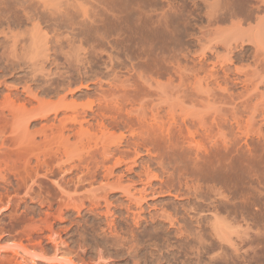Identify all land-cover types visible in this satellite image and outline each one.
<instances>
[{
  "label": "rangeland",
  "instance_id": "374dc122",
  "mask_svg": "<svg viewBox=\"0 0 264 264\" xmlns=\"http://www.w3.org/2000/svg\"><path fill=\"white\" fill-rule=\"evenodd\" d=\"M106 1L110 4L105 0H0V102L12 92V98L16 103L20 102L18 105L27 102L28 107V101H31L34 104L30 103L32 109H28L35 111L37 102L43 100L41 110L28 113L31 118L19 112L24 115V120L20 116L15 121L8 110L7 113L2 112L1 106L0 131L10 125L16 126L14 137L21 145L17 144L13 150L21 147L29 150L35 146L34 143H42V149L38 146L40 158H49L53 162L50 161L49 166H41L44 169L40 168L35 174V157L27 166L16 159L14 165L11 161L3 162L4 159L0 161L1 176L4 178L8 174L5 178L8 181L3 179L4 183L0 176V264H58V259H53L56 243L60 244L61 255L66 260H62V264H157L151 260L148 249L138 251V255V252L134 256L125 254L117 259L113 255L114 248L118 246L110 240L112 233L109 229L113 225L110 223H115L113 220L122 223L124 220L121 226L133 225L130 219L125 221L128 219L126 203L135 207L134 202L142 197L144 200L140 203L145 207L147 220L149 212L161 214L170 211L190 237L198 225L202 226L198 234L201 233L207 241L205 248L209 247L207 252L204 249L202 264H245L247 260L264 264V251L254 253L264 248V43L251 37L256 29L255 16L264 12L258 11V0ZM103 6L108 7L105 9ZM236 24L241 26L240 30ZM233 27L238 35L233 32ZM34 35L38 44L41 40L39 50L45 55L39 53L41 59L34 61L35 66L32 65L33 60L29 62L30 58L24 56L31 50L21 51L24 50V42H31ZM234 36L240 37L236 44ZM118 111L121 114H116ZM153 111L159 114H156L157 120H167L165 123L173 120L172 123L178 125L184 119H187L185 123L194 121L192 123L202 129L194 125L200 133L213 126L211 140L202 133H196L195 140L201 141L202 136L208 138L205 143L217 145L213 144L216 147H213L214 151L220 148V143L223 146L226 142L229 146L231 168L215 169L217 173L214 169H205L203 175L210 180L216 178L218 187H222L223 195H226L222 198L226 206L223 205L221 215H228L225 216L227 222L233 225L229 234L232 239L237 243L241 238H251L249 244L244 245L248 251L244 257L246 261L242 257L243 247L237 245L234 252L232 247L216 241L211 234L209 224L213 219L207 207H203L201 212L202 208L194 210L191 206L195 199L201 203L209 202L195 196L191 190L197 186V181L187 175L194 169V159L203 161L196 157L195 145L192 144L190 149L183 139L173 135L175 139L172 137L169 142L165 139L166 144L162 142L157 146L150 140V134L143 133L142 129L139 131L140 128L131 129L132 124L128 126L125 123L137 120L135 125L140 127L137 125L140 123L139 115H147L149 124L154 123L150 117L155 115ZM122 114L134 117L129 120L125 119L127 115L120 116ZM28 116L30 120L26 121ZM20 119L25 124L29 122L27 128ZM200 122H204L206 127L200 126ZM220 122H223L225 130L222 126L218 128ZM6 131L4 129L5 134L0 132L1 136H9L8 131L11 130ZM138 132L150 137L143 140ZM31 139L35 142L32 143ZM129 142L130 145L136 142V145L127 146ZM104 146L120 149L116 148L117 152L114 150L112 155L105 156L101 153ZM45 147L49 149L47 154ZM0 150L2 154L3 150ZM50 151L56 153V157L52 154L55 159L49 155ZM200 151L206 153L204 147ZM115 156L122 162L109 175L105 168L114 166ZM105 157L111 159L106 160ZM102 158L108 161L107 164ZM48 167L52 168L49 173ZM18 172L26 178L25 181L16 175ZM170 172L174 174L169 175ZM39 173L49 176L41 179ZM35 177L38 184H35ZM179 179L183 183L188 180L191 189L182 184L184 190L176 191V195L175 191L168 194L167 188L161 191L159 184L163 181L179 189ZM57 181L62 183L61 187ZM152 187L156 188L155 192ZM107 203L114 213H108ZM198 212L209 215V223L203 221L198 224ZM241 214L247 216V223L243 222ZM164 220L168 223L167 219ZM34 223L38 224L37 229ZM147 224L144 221V226Z\"/></svg>",
  "mask_w": 264,
  "mask_h": 264
},
{
  "label": "bare ground",
  "instance_id": "6f19581e",
  "mask_svg": "<svg viewBox=\"0 0 264 264\" xmlns=\"http://www.w3.org/2000/svg\"><path fill=\"white\" fill-rule=\"evenodd\" d=\"M116 1V0H115ZM127 1V0H126ZM105 2H107L108 4H110L108 1H106L105 0ZM105 2H103V3H105ZM221 2V1H220ZM256 2V1H255ZM111 3H112V1H111ZM129 3H130V1H129ZM131 3H133V2H131ZM167 3V2H166ZM257 3V9H258V11L259 12H263L264 11V0H258V2H256ZM106 4V3H105ZM122 5V4H121ZM129 5V4H128ZM256 5V4H255ZM110 6V5H109ZM103 7H105V6H103ZM108 7V6H107ZM107 7H105V9L107 8ZM129 7V6H128ZM128 7H126V8H128ZM132 6H130V8H131ZM134 7V6H133ZM179 7V6H178ZM184 7V6H183ZM101 8V7H100ZM255 8V7H254ZM129 9V8H128ZM135 9V8H134ZM181 9V8H180ZM116 10V9H115ZM1 11V10H0ZM118 11V10H117ZM112 12V11H111ZM117 13H119V12H117ZM258 14V13H257ZM257 14H255V15H257ZM207 15H209V13L207 14ZM210 16V15H209ZM116 17V16H115ZM120 18H121V16H120ZM119 18V19H120ZM209 20V19H208ZM253 20V19H252ZM241 21V20H240ZM244 21V20H243ZM254 21H255V25H254V28H256L255 29V32H254V30H253V32L255 33L254 35L253 34H251V37L252 36H254L255 37V39H257V41H259V40H261L262 42L261 43H264V41L262 40V39H264V12L261 14V13H259V15H257V16H255V19H254ZM209 22V21H208ZM236 22H238V21H236ZM240 23V22H239ZM253 23V22H252ZM251 23V24H252ZM235 24V23H234ZM242 24V23H241ZM241 24H239V25H241ZM251 24H250V26H251ZM237 25V24H236ZM238 26V25H237ZM242 26H243V24H242ZM252 26H253V24H252ZM225 27V26H224ZM239 27V26H238ZM241 27V26H240ZM240 27H239V30H240ZM249 26H247V28H248ZM211 28V27H210ZM213 28V27H212ZM234 28V30H233V32L236 30L235 29V27H233ZM245 28V27H244ZM224 29V31H225V28H223ZM222 28H221V30H223ZM243 29V28H242ZM241 29V30H242ZM220 30V29H219ZM218 30V31H219ZM221 30L219 31V32H221ZM252 30V29H251ZM213 31V30H212ZM230 31V30H229ZM238 31V30H237ZM233 32H231V33H233ZM241 32H243V31H241ZM249 32V31H248ZM253 32H251V33H253ZM226 33H228V31L226 32ZM235 33H236V31H235ZM234 33V34H235ZM148 34H149V32H148ZM218 34H220V33H218ZM230 33H228V35H229ZM237 34V33H236ZM241 34V33H240ZM221 35V34H220ZM238 35V34H237ZM245 35V34H244ZM248 35H249V33H248ZM36 35H34L33 36V38L35 37ZM152 36V35H151ZM220 37V36H219ZM224 37H226V36H224ZM230 37H231V34H230ZM151 38V37H150ZM227 38H228V36H227ZM240 37H237V36H234V40H236V42H235V44L237 43V40L239 39ZM244 38V37H243ZM253 38V37H252ZM28 39V38H27ZM26 39V40H27ZM39 39V38H38ZM248 39V38H247ZM255 39H254V41H255ZM34 40V41H33ZM37 41V39H36V37H35V39H32V41L30 42L29 40H27V41H29V43H25L24 42V44L22 45V49H24V50H21V51H26L27 52V50L28 49H30L31 51H30V54H28L29 53V51H28V53H26V55H24V56H26L28 59H29V62H31L32 60H33V64L32 65H37L36 64V62H38V61H36L37 59H41V58H39L40 56H39V53H40V55H43V56H45L44 54H41V50H39L40 49V47H41V40H40V44H38L36 41ZM38 40V41H39ZM161 40V39H160ZM220 40V39H219ZM226 40V39H225ZM26 41V42H27ZM249 41H253L252 39H250ZM256 41V42H257ZM217 42H218V40H217ZM225 42V44H226V41H224ZM223 42V43H224ZM219 43V42H218ZM228 43H229V41H228ZM245 43V42H244ZM260 43V44H261ZM43 44V43H42ZM39 45H40V47H39ZM217 45V44H216ZM214 46V45H213ZM229 46H231V43H229ZM258 46V45H257ZM15 47V46H14ZM45 47V46H44ZM232 47V46H231ZM259 47V46H258ZM20 48V47H19ZM49 48V47H48ZM228 48V47H227ZM27 49V50H26ZM42 49V48H41ZM232 49V48H231ZM20 50V49H19ZM20 51V52H21ZM45 51V50H44ZM43 51V52H44ZM14 52H16V51H14ZM48 52V51H47ZM230 53V52H229ZM17 55V54H16ZM15 55V56H16ZM28 55L30 56V57H28ZM22 56V55H21ZM48 56V55H47ZM18 57H19V54H18ZM26 57H24V59L26 58ZM49 57V56H48ZM11 58V57H10ZM15 58V57H14ZM45 58V57H44ZM231 58V57H230ZM43 59V58H42ZM7 60V59H6ZM11 60H12V58H11ZM17 60V59H16ZM15 60V61H16ZM14 61V62H15ZM34 61H36L35 63H34ZM24 62V61H23ZM41 62V61H40ZM22 63V62H21ZM24 64V63H23ZM27 64V63H26ZM25 64V65H26ZM31 64V63H30ZM5 65H6V63H5ZM17 65H18V63H17ZM21 66V65H20ZM11 67V66H10ZM161 76V75H160ZM10 88V87H9ZM12 88V87H11ZM24 88V87H23ZM16 89V88H15ZM25 89V88H24ZM27 89H29V88H27ZM26 89V91H28ZM13 90V89H12ZM30 92V91H29ZM17 94V93H16ZM15 95V94H14ZM18 95V94H17ZM6 96V95H5ZM20 97V96H19ZM35 99H36V97H35ZM28 100V99H27ZM27 100H25V101H27ZM41 100V99H40ZM39 100V101H40ZM3 102H0V107L2 106V112L3 113H5L7 110H8V112H9V114L12 116V118L13 119H15V121L17 120V118H19L20 116H21V119L22 118H25L24 117V115L25 114H27V115H29L28 113L29 112H31L32 110H30V109H32V108H30V107H32V106H30L29 107V104L31 103V101H28V107H27V102L26 103H23L22 104V102H21V104L20 105H18V103H20V102H18V103H16L17 101L16 100H14L13 98H12V92L10 93V94H8L3 100H2ZM38 101V100H37ZM36 101V102H37ZM38 101V102H39ZM42 101L43 100H41L40 101V103H38L37 102V110H36V107H35V111H38V110H41V108H42ZM31 104H34V103H31ZM41 106H40V105ZM202 105V104H201ZM41 107V108H40ZM5 108H7L6 110H5ZM28 108H30V109H28ZM214 108H216V107H214ZM200 109V108H199ZM212 109V108H211ZM118 110V109H117ZM174 110V109H173ZM216 110V109H215ZM34 111V110H33ZM32 111V112H33ZM34 111V112H35ZM119 111H120V109H119ZM117 112L116 114H121L120 112ZM176 110H174V112H175ZM19 112H21L22 114H24V115H20L19 114ZM116 112V111H115ZM154 112V111H153ZM170 112V111H169ZM198 112V111H197ZM7 113V112H6ZM39 113V112H38ZM37 113V114H38ZM158 112L156 111V113L154 112V114L155 115H153L152 114V116L150 115V117L152 118L153 117V120L155 121L154 123L153 122H151L150 124H149V122L150 121H147V118L145 117V116H147V115H141V116H143V117H145L144 119H146L145 121H144V119H143V121H142V119L140 118L141 116L139 115H137L138 117H139V119H138V121H140V123L138 122L137 123V125L139 124L140 125V127L139 126H136L135 125V123H136V121L133 123L132 121V123H130V121H128V122H125V121H127V120H125L126 118L127 119H131L132 120V118L134 117V116H132L131 114H129V115H131L130 117H132V118H130L127 114V116L125 117L124 116V114H122V115H120V116H123V117H125V119L124 118H122V119H124L125 121V123H127L128 124V126L130 125L131 126V124H132V126L130 127L131 129L133 128V127H136V128H140L139 129V131H141V129H142V131H143V133H147V134H150L151 135V138H150V140L152 141V142H154L153 144L155 145V144H157V146L159 145V144H161L162 142H164L163 140H167V142H169V139L170 140H173V139H175L174 137H173V135L174 136H176V138L178 137V139L179 138H181V139H183L187 144H189V147H191L190 149H192V144H193V146L195 147L194 148V150H195V152L194 153H196V157H198L199 156V158H201L203 161H202V163L201 162H199V161H197V160H195L194 159V162H193V164H194V169L192 170V171H190V172H188V174L187 175H189L191 178H192V180L194 181H197V182H195V183H197V186L194 188L193 186H192V188H194L193 190H191V191H193V192H195L196 193V195H195V193L193 194V195H195L197 198L198 197H202V198H204V200L205 201H209L208 203H201V202H199L197 199H195V201L194 202H192V208H194V210H200L201 208H202V210H201V212H203V207L205 208V207H207V212H209V214H211V218L213 219V221H212V223L211 224H209V226L211 225V234H213L214 235V237L216 238V241H221V243H224L225 244V246L226 245H228V246H230V247H232L234 250V252H236L237 251V248H236V246L237 245H240L241 247H243V258L245 257L246 258V256L248 255L247 253H248V251H247V249H245V247H244V245H246V244H249L248 243V240H250L251 238L249 237V239H247V237L246 238H241V240H239V242H235L233 239H232V237L229 235L230 233H232L231 231H232V226H231V224H229L228 222H227V219L228 218H226L225 216H223V215H221L222 214V212H223V205H225V202H224V200L222 199V198H225L224 196H226V195H223V191H222V187H218V181L216 180V178L215 179H209V178H207L205 175H203L204 174V170L205 169H218V170H220V169H230L231 168V151H230V149H228L229 148V146L227 147V144H226V142H224V144H223V146L221 145L222 143H220V148H221V146L223 147V150H221L219 147V149H215L216 151H214V149H213V147H215V146H217L215 143H213V144H215V146L211 143V142H209V143H211L212 144V146H211V144H210V146H209V144H207V143H205V141L209 138L210 140H211V137L213 136L212 135V133L214 132V129L215 128H213V126H209L208 128H206L204 131L205 132H202L201 131V133H202V135H204L205 137L207 136L208 138H205L204 139V136H202L203 137V139L200 141H196L195 140V138H194V136H195V134L196 133H200L199 131L200 130H202V129H200V127L197 125V124H193L192 122H194V121H192L191 123L189 122V121H187V122H189L190 123V125H188L187 124V122L185 123L184 121H186L185 119L184 120H182L183 121V123L181 122H178V125H177V123H176V126H174L173 124H175L174 122L172 123V121L171 120H169V122H171L172 124H170L169 122H167V123H165L164 121L162 122V119H161V121L159 120H157L158 118V116L157 115H159V114H157ZM0 114H2L1 113V111H0ZM9 114H7V115H9ZM33 114V113H32ZM157 114V115H156ZM169 114V113H168ZM171 114V113H170ZM169 114V115H170ZM3 115H5V114H3ZM7 115H5V116H7ZM26 115V116H27ZM45 114L43 113V116H44ZM216 115V114H215ZM2 116V115H1ZM0 116V117H1ZM30 116V118H31V114L29 115ZM29 116L28 117H26V118H28V120H26V121H29L30 120V118H29ZM46 116V115H45ZM44 116V117H45ZM117 116H119V115H117ZM9 117V116H8ZM8 117H6V119H7V122H8ZM149 117V116H148ZM202 117V116H201ZM217 117V116H216ZM121 118V117H120ZM135 118H137L136 116H135ZM150 118V119H151ZM159 118H161L160 116H159ZM170 118H173V117H170ZM175 118V117H174ZM190 118V117H189ZM188 118V119H189ZM205 118V117H204ZM1 119V118H0ZM11 119V118H10ZM20 119V120H21ZM166 119V118H165ZM178 119V118H177ZM191 119V118H190ZM198 119V118H197ZM217 119V118H216ZM221 119V118H220ZM228 119V118H227ZM19 120V121H20ZM22 120H24V119H22ZM21 120V121H22ZM148 120H149V118H148ZM152 120V121H153ZM175 120V119H174ZM179 120V119H178ZM213 120H214V118H213ZM219 120V119H218ZM225 120V119H224ZM224 120H221V121H224ZM134 121V120H133ZM217 121V120H216ZM144 122L146 123V124H144ZM199 122V121H198ZM12 122H10V124H11ZM22 123L25 125V127H26V124L27 123H29V122H26V124H25V122L24 121H22ZM195 123V122H194ZM204 123V122H203ZM203 123H199L200 124V126H205V124H203ZM12 124H14V123H12ZM23 124H21L20 126H23ZM183 124V125H182ZM201 124H203V125H201ZM224 124H227V121L224 123ZM223 124V122L221 123H218L217 125H218V128L219 127H221L222 125H224ZM135 125V126H134ZM195 128V132L193 131V127ZM198 126V128L200 129H197V127H195V126ZM229 125V124H228ZM6 127L8 126V123L5 125ZM226 126V125H225ZM247 126V125H246ZM11 127V128H10ZM10 127L8 128L9 130H11V131H8V129H6V128H2L1 129V131L0 132H3L4 133V129L5 130H7L8 132H9V136H8V134L7 135H3V136H1V133H0V146H1V148L0 149H2L3 150V153L1 154L0 153V161L2 160V159H4V160H2L3 162L5 161V163L6 162H13V164L12 165H14V163H15V159H16V161H18V162H21V165L23 164L24 166H27L29 163H31V160H32V158L33 157H35V159H37V160H35L36 162H35V165L34 166H36V164H37V167H36V169H35V174H38V171H39V169L41 168V166L43 167V166H46V165H48L49 166V164H51V163H49L50 161L52 162V159L51 160H48L49 158H47V160L45 159V160H42V158H40V154L39 153H41V152H39L40 150H39V147H40V145L42 144V143H40V144H38V143H34L35 141H34V139H31L32 140V143H34V145L35 146H33V148H30L29 150H27V147L26 148H17V147H15V148H17V149H15V150H13L14 149V146H18L17 144H19V146L21 145L20 143H17V140L15 139V137H14V134L16 133V126H13V125H10ZM25 127H23V128H25ZM206 127V126H205ZM204 127V128H205ZM27 128V127H26ZM45 128V127H44ZM129 128V129H130ZM135 128V129H136ZM193 128V129H192ZM203 128V129H204ZM222 128H224L223 126H222ZM227 128V127H226ZM42 129H43V127H42ZM42 129H40V130H42ZM130 129V130H131ZM137 129V130H138ZM192 129V130H191ZM232 129V128H231ZM3 130V131H2ZM224 130H225V128H224ZM230 130V129H229ZM7 131H6V133H7ZM46 131V130H45ZM132 131V130H131ZM134 131V130H133ZM209 132V133H208ZM139 133V132H138ZM200 133V134H201ZM203 133H208V135H205V134H203ZM5 134V133H4ZM11 134V135H10ZM13 134V135H12ZM136 134H137V132H136ZM147 134H145V135H147ZM158 134H160L159 136H158ZM161 134H162V137H161ZM214 134V133H213ZM44 135H48V134H44ZM139 135H143L142 133L140 134L139 133ZM142 136V138H143V140H144V137L147 139V138H149L150 137V135H149V137H147V136ZM183 136H185V137H183ZM201 136V135H200ZM172 137H173V139H172ZM201 137V138H202ZM17 138V137H16ZM46 138V137H45ZM48 138V137H47ZM139 138H140V136H139ZM138 138V139H139ZM213 138V137H212ZM18 139V138H17ZM126 139H128V138H126ZM131 139V138H130ZM42 140H44V139H42ZM149 140V139H148ZM149 140V141H150ZM166 140H165V142H166ZM20 141V140H19ZM18 141V142H19ZM34 141V142H33ZM129 141V140H128ZM132 140H130V142H131ZM184 141H182V142H184ZM212 141H215V140H213L212 139ZM27 142H28V140H27ZM26 142V143H27ZM30 142V141H29ZM37 142V141H36ZM42 142V141H41ZM45 142V141H44ZM48 142V141H47ZM124 142H126V140H124ZM130 142L127 144L126 143V145L127 146H131L130 145ZM134 142V141H133ZM137 142V143H136ZM135 143L138 145V140L136 141ZM164 142V144H166ZM175 142V141H174ZM178 141H177V139H176V143H177ZM207 142H208V140H207ZM25 143V144H26ZM133 144V145H136V144ZM151 143V142H150ZM216 143L217 144H219V142H217V140H216ZM208 145V147H207V145ZM229 144H231V143H229ZM47 145V144H46ZM50 145V144H49ZM53 145V144H52ZM132 145V146H133ZM162 145V144H161ZM12 146V147H11ZM27 146V145H26ZM39 146V147H38ZM42 146H44V144L42 145ZM166 146V145H165ZM175 146H176V144H175ZM219 146V145H218ZM36 147H37V149H36ZM50 147V146H49ZM135 148H136V146H134ZM162 147V146H161ZM161 147H160V149H161ZM201 147H204V149L206 150L205 152V154H203L201 151H200V149H201ZM3 148H5V149H3ZM10 148V149H9ZM35 148V149H34ZM41 149H42V147H40ZM46 149H48L47 147H45ZM44 148V149H45ZM104 148H105V151H104ZM116 148H119V147H114V148H112L111 149V147H107L106 148V146H104L103 147V151L101 152L102 154H104L105 156H107V155H109V154H111L112 155V153L113 152H117L118 150H115ZM135 148H133V149H135ZM163 148V147H162ZM216 148V147H215ZM99 149V148H98ZM120 149V148H119ZM36 150H37V152H36ZM52 151H54L53 149H51ZM60 150V148L58 149V151ZM115 150V151H114ZM193 150V151H194ZM1 151V150H0ZM45 151V150H44ZM52 151H50V153H49V155H51V158L53 157L52 156V154L56 157V153L54 152V153H52ZM56 151V150H55ZM61 151V150H60ZM63 151V150H62ZM89 151V150H88ZM87 151V152H88ZM99 151V150H98ZM97 151V152H98ZM135 151H137V149H135ZM47 152H49V149H48V151H46V154H47ZM57 152V151H56ZM93 152V151H92ZM97 152H93V153H97ZM160 152V151H159ZM98 154V155H100V157H101V155L102 154ZM161 153V152H160ZM188 153H189V151H188ZM43 155H44V153H42ZM61 154H62V152H61ZM91 154V153H90ZM107 154V155H106ZM137 154V153H136ZM175 154V153H174ZM103 155V156H104ZM110 155V156H111ZM118 155V154H117ZM44 156H47V155H44ZM65 156V155H64ZM163 155H161V157H162ZM41 157H43V156H41ZM49 157V156H48ZM55 157H53L54 159H55ZM97 157V156H96ZM113 157H114V155H113ZM116 157L118 158V156H115V158L113 159V160H116L115 161V163L113 162V165L114 166H110V167H107V168H105V171H108V173H109V175L110 174H112V171H113V169H114V167L115 166H117L118 164H119V162H120V160L119 159H121V158H118V159H116ZM194 157V156H193ZM59 158V157H58ZM87 158V157H86ZM90 158V157H89ZM89 158H88V160H89ZM95 158V157H94ZM93 158V160H95ZM98 158V157H97ZM106 158V160L108 159L107 157H105ZM43 159H44V157H43ZM57 159V158H56ZM109 159H111V158H109ZM108 159V160H109ZM59 160H60V158H59ZM98 160V159H97ZM102 160H103V163H106L107 164V162L108 161H106L105 159H103L102 158ZM101 160V161H102ZM118 160V161H117ZM241 160V159H240ZM1 161V162H2ZM23 161V162H22ZM54 161V160H53ZM86 161V160H85ZM112 161V160H111ZM235 161V160H234ZM90 162V161H89ZM110 162V161H109ZM122 162V161H121ZM120 162V163H121ZM4 163V164H5ZM17 163V162H16ZM33 163V162H32ZM85 163V162H84ZM100 163V162H99ZM99 163H96L97 164V167H99L98 166V164ZM248 163V162H247ZM52 164H53V162H52ZM79 164H80V162H79ZM91 164V163H90ZM105 164V165H106ZM17 165V164H16ZM104 165V167H106ZM162 165V164H161ZM9 166H10V164H9ZM8 166V167H9ZM31 166V165H30ZM54 166V165H53ZM80 166V165H79ZM82 166H84V164L82 165ZM86 166V165H85ZM93 166H94V164H93ZM7 167V166H6ZM19 167V166H18ZM50 167H52V165H50ZM81 167V166H80ZM101 167H102V165H101ZM79 168V167H78ZM87 168V167H86ZM85 168V169H86ZM129 168V167H128ZM165 168H167V167H165ZM176 168V167H175ZM251 168V167H250ZM6 169V168H5ZM5 169H4V171H5ZM42 169V168H41ZM44 169V168H43ZM42 169V170H43ZM51 170H52V168H50ZM50 169H49V167H48V169L46 168V170H49L48 171V173L50 172ZM90 170H91V168H89ZM88 169V170H89ZM104 169V168H103ZM107 169V170H106ZM55 170V169H54ZM83 170V169H82ZM129 170H131V169H129ZM168 170H169V168H168ZM218 170H215L216 171V173L218 172ZM251 170V169H250ZM9 171V170H8ZM62 171V170H61ZM212 171V170H211ZM10 172V171H9ZM8 172V173H9ZM95 172V171H94ZM214 172V171H213ZM225 172V171H224ZM65 173V172H64ZM64 173H62V174H64ZM89 173H92V172H89ZM164 173V172H163ZM208 173V172H207ZM210 173V172H209ZM40 174V178L42 179L43 177H45L46 178V176H49L47 173H43V174H41V173H39ZM167 174H169V173H167ZM171 174H174V172L172 173V172H170V174L169 175H171ZM213 173H211V175H212ZM230 174V173H229ZM2 174L0 173V176H1ZM17 176H21V173L20 172H18L17 174H16ZM43 175V176H42ZM157 175V174H156ZM206 175H208V174H206ZM211 175H209V177L211 176ZM234 175V174H233ZM3 176V175H2ZM1 176V180H3V179H5V178H8V174H7V177H2ZM4 176H6L5 174H4ZM159 176V175H158ZM178 176H179V174H178ZM182 176V175H181ZM216 176V175H215ZM36 177H38L37 175H36ZM35 177V178H36ZM38 177V178H39ZM80 178H82L81 176H79ZM93 178H96V177H94V176H92ZM156 177V176H155ZM173 177V176H172ZM212 177V176H211ZM217 177V176H216ZM15 178V177H14ZM38 178H36L37 180V183L35 182V184H38ZM63 178V177H62ZM65 178V177H64ZM77 178V177H76ZM119 178H120V176H119ZM157 178V177H156ZM171 178V177H170ZM182 178V177H181ZM228 178V177H227ZM16 179H17V177H16ZM41 179H39L40 181H41ZM48 179V178H47ZM53 179V178H52ZM59 179H60V176H59ZM178 179V178H177ZM183 179V178H182ZM190 179V178H189ZM219 179V178H218ZM6 181H8L7 179H5ZM18 180V179H17ZM16 180V181H17ZM21 180L22 181H25L26 180V178H24V177H22L21 176ZM75 180V179H74ZM77 180H80V179H77ZM91 180V179H90ZM95 180V179H94ZM119 180V179H118ZM162 180V179H161ZM180 180V179H179ZM178 180V181H179ZM186 180V179H185ZM220 180V179H219ZM33 181H35V179H33ZM32 181V185H33V182ZM39 181V182H40ZM44 180H42V182H43ZM59 181V180H58ZM57 181V183L56 182H54V183H56L57 185H60V187H61V182H58ZM82 181V180H81ZM93 181V180H92ZM150 181V180H149ZM191 181V180H190ZM77 182V181H76ZM83 182V181H82ZM164 183H165V181H163ZM158 183L160 186V189H161V191H163L165 188H167V191L166 192H169L168 194H171V192L172 191H175V195H176V191H182V190H184L183 188H181V186H182V184L185 186V188L186 189H191V187L189 186V181L188 180H186V181H184V183L183 182H181V180H180V187H179V189L178 188H176L174 185L173 186H170V185H166V184H164V183ZM3 183H4V180H3ZM61 183V184H60ZM66 183V182H65ZM80 183V182H79ZM150 183V182H149ZM168 183V182H167ZM179 183H177V184H179ZM6 184V183H5ZM34 184V185H35ZM169 184V183H168ZM8 185V184H7ZM30 185V184H29ZM41 185V184H40ZM55 185V184H54ZM28 186V185H27ZM195 186V185H194ZM59 187V186H58ZM155 187H156V185H155ZM29 188V187H28ZM151 189H153V191L156 189V188H154V187H152ZM33 190V189H32ZM30 191H31V189H30ZM34 191V190H33ZM157 191V190H156ZM27 192V191H26ZM152 192V191H151ZM155 192V191H154ZM158 192H160V191H158ZM177 192V193H178ZM193 192H191V193H193ZM35 193V192H34ZM143 193V192H142ZM145 193V192H144ZM153 193V192H152ZM190 193V194H191ZM167 194V193H166ZM186 194V193H185ZM212 194H213V196H212ZM32 195V194H31ZM173 195V194H172ZM174 195V196H175ZM194 196V197H195ZM32 197V196H31ZM200 197V198H201ZM201 198V199H202ZM142 199L144 200V198L142 197ZM141 199V200H142ZM178 199V198H177ZM227 199V198H226ZM229 199V198H228ZM133 200V199H132ZM135 200V199H134ZM138 200V199H137ZM135 201L134 203H136V205H135V207L133 206V204H127L126 203V207H128V219L126 220L125 219V221H128L129 219L132 221V224L133 225H130V224H128L127 226H124L125 224H123L122 226H121V224L124 222V220L122 221V223H120V222H117V220H113V221H115V223H110V224H113L112 225V227L109 229V230H111L110 232L112 233V235H111V241H112V244H115L116 246H118L117 248H114V250H115V252H114V256L116 257V259L117 258H119V257H121V256H123V255H129V256H134L135 255V253L136 252H140V250H142V249H148V254H150V257H151V260L153 261H155L157 264H202V255L204 254L203 252H204V249H205V251H206V249L207 248H209L208 246H207V248H205L206 247V245L207 244H205L206 242L204 241V239L201 237V233L200 234H198L199 232H200V230L199 229H203L202 228V226L201 225H198L197 227H196V231H193V233H191L190 235L192 236V237H190L186 232H187V229H185V227L182 225V223L180 222V220L177 218V220H176V218H175V216H173L171 213H169L170 211H168V212H166L165 210V212H163V213H157V212H149L148 214H149V220H147V217L145 216V210H144V208H143V205L141 204L142 203V201H141V203H140V201L138 200V201ZM200 200V199H199ZM119 201V200H118ZM108 202V201H107ZM108 203H110V202H108ZM107 203V204H108ZM123 203V202H122ZM122 203L120 204L121 206H122ZM175 203V202H174ZM125 204V203H124ZM109 205V204H108ZM108 205H107V207H108ZM124 206V205H123ZM122 206V207H123ZM177 206V205H176ZM226 206V205H225ZM120 207V206H119ZM125 207V206H124ZM121 208V207H120ZM134 208H136V209H134ZM191 208V207H190ZM225 208V207H224ZM230 208V207H229ZM34 209V208H33ZM105 209H107V208H105ZM126 209V208H125ZM124 209V210H125ZM173 209V208H172ZM226 209V208H225ZM35 210V209H34ZM33 210V211H34ZM95 210V209H94ZM121 210V209H120ZM127 210H126V212H127ZM37 211V210H36ZM92 211V210H91ZM108 213L109 212H111L112 210L110 209V205H109V207H108ZM107 211H106V213L105 214H108L107 213ZM157 211V210H156ZM193 211V210H192ZM227 211V210H226ZM113 212V211H112ZM117 212V211H116ZM122 212H123V210H122ZM132 212V213H131ZM160 212V211H159ZM162 212V211H161ZM195 212H197V211H195ZM33 213H35V211L33 212ZM114 213V212H113ZM121 213V212H120ZM119 213V215L121 216V214H123V213H121L120 214ZM178 213V212H177ZM224 213H226V212H224ZM236 213V212H235ZM243 213L245 214V212L243 211ZM36 214V213H35ZM112 214V213H111ZM110 214V215H111ZM179 214V213H178ZM203 214V213H202ZM201 213H197L196 215H198L196 218H197V222H198V224H201L203 221H208V218H209V215H207V214H205V215H202ZM228 214V213H227ZM244 214H241L242 216V220H243V222H246L247 220H246V218H247V216L246 215H244ZM114 215H116V214H114ZM118 215V216H119ZM174 215H176V214H174ZM234 215V214H233ZM123 216V215H122ZM189 216V215H188ZM191 216V215H190ZM33 217H34V215H33ZM114 217V216H113ZM113 217H111V218H113ZM124 217H126V213H125V215H124ZM177 217V216H176ZM179 217V216H178ZM183 217H185V216H183ZM182 217V218H183ZM232 217V216H231ZM241 217H239V218H241ZM111 218L109 219L110 220V222L112 221L111 220ZM117 218V217H116ZM163 218V219H162ZM164 218L165 219H167L168 220V223H167V221L166 220H164ZM186 218V217H185ZM237 218V217H236ZM235 218V219H236ZM107 219V218H106ZM105 219V220H106ZM118 219V218H117ZM122 219H124V218H122ZM33 220H34V218H33ZM120 220V219H119ZM129 220V221H130ZM192 220H194V219H192ZM191 220V221H192ZM211 220V219H210ZM209 220V221H210ZM230 220V219H229ZM241 220V221H242ZM245 220V221H244ZM112 221V222H113ZM144 221H146L148 224L146 225V226H144ZM209 221H208V223H209ZM232 221V220H231ZM235 221V220H234ZM34 222H35V220H34ZM126 223H129V222H126ZM166 223H167V225H166ZM207 223V222H206ZM207 223V224H208ZM247 223V222H246ZM245 223V224H246ZM35 224V228L37 229V226H38V224H36V223H34ZM136 225V226H135ZM110 226V225H109ZM187 226H188V224H187ZM247 226V225H246ZM109 228V227H108ZM40 229V228H39ZM38 229V230H39ZM38 230H36V231H38ZM40 231V230H39ZM38 231V232H39ZM34 232H35V230H34ZM33 232V233H34ZM189 233V232H188ZM234 233H236V232H234ZM38 234V233H37ZM247 234V233H246ZM33 235V234H32ZM32 235H31V238H32ZM108 235H110L109 233H108ZM107 235V236H108ZM200 235V236H199ZM233 235V234H232ZM251 235V234H250ZM113 236V237H112ZM239 236V235H238ZM240 237V236H239ZM36 238V237H35ZM39 238V237H38ZM51 238H52V235H51ZM204 238H206L205 236H204ZM211 238H212V236H211ZM210 238V240H211V242H213V240ZM257 238H258V236H257ZM40 239V238H39ZM105 239H107V238H105ZM214 239V238H213ZM56 240V239H55ZM107 240H109V239H107ZM215 240V239H214ZM254 240V239H253ZM110 241V242H111ZM209 241V240H208ZM218 241V242H219ZM251 241V240H250ZM55 242H57V241H55ZM35 243V242H34ZM109 243V242H108ZM209 243V242H208ZM217 243V242H216ZM37 244V243H36ZM39 244V243H38ZM111 244V245H112ZM211 244V243H210ZM213 244H215V243H213ZM220 244V243H219ZM218 244V245H219ZM224 244L222 245V246H224ZM256 244H258V243H256ZM259 244H261L260 242H259ZM221 246V245H220ZM221 246V247H222ZM224 246V247H225ZM239 246V247H240ZM247 246V245H246ZM217 247V246H216ZM215 247V248H216ZM238 247V248H239ZM219 247H217V249H218ZM231 248V249H232ZM247 248V247H246ZM221 249H227V248H221ZM221 249H219V251L221 250ZM250 249V247L248 248V250ZM211 250V249H210ZM251 250V249H250ZM255 250V249H254ZM258 250H259V248H258ZM61 251V249H60V244L59 243H56V246H55V254H54V260L55 259H58V264H62V260H65V258H64V255H61L62 253V251ZM212 251V250H211ZM214 251V250H213ZM218 251V252H219ZM224 251V250H223ZM242 251V250H241ZM262 251H264V248L263 249H260L259 251H254V253L256 254V253H262ZM139 252L137 253V255L139 254ZM207 252V251H206ZM230 252V251H229ZM232 252V251H231ZM253 252V251H252ZM146 253V254H147ZM215 253V252H214ZM225 253V252H224ZM223 253V254H224ZM241 253V252H240ZM258 253V254H259ZM146 254H145V256H146ZM212 254V253H211ZM219 254V253H218ZM222 254V255H223ZM235 254H237V253H235ZM35 255V254H34ZM136 255V256H137ZM230 255V254H229ZM36 256V255H35ZM215 256V255H214ZM220 257V256H219ZM226 257H229L228 255L226 256ZM262 257V256H261ZM135 258V257H134ZM208 258V257H207ZM221 258V257H220ZM223 258V257H222ZM244 258V259H245ZM102 259V258H101ZM225 259V258H224ZM227 259V258H226ZM242 259V258H241ZM68 260V259H67ZM251 260V259H250ZM253 260V259H252ZM66 261V260H65ZM151 261V262H152ZM211 261H213V260H211ZM244 261V260H243ZM245 261H246V259H245ZM35 262V261H34ZM68 262H71L70 260H68ZM207 262V261H206ZM215 262V261H214ZM235 262V261H234ZM238 262V261H237ZM208 263V262H207ZM70 264H72V262L70 263ZM245 264H257V263H253V262H251V261H248L247 260V262H245Z\"/></svg>",
  "mask_w": 264,
  "mask_h": 264
}]
</instances>
